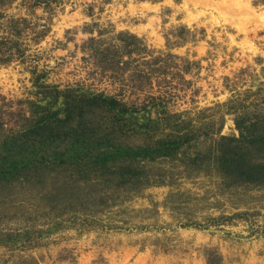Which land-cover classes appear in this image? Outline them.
<instances>
[{
    "label": "rangeland",
    "instance_id": "1",
    "mask_svg": "<svg viewBox=\"0 0 264 264\" xmlns=\"http://www.w3.org/2000/svg\"><path fill=\"white\" fill-rule=\"evenodd\" d=\"M37 78L115 100L87 109L102 137L187 141L175 159L119 161L144 171L136 191L51 163L42 183L2 184L0 232L34 227L29 245L0 242V264H264V182L183 155L264 122V0H0V133L32 119ZM70 179L76 196L57 200Z\"/></svg>",
    "mask_w": 264,
    "mask_h": 264
},
{
    "label": "trees",
    "instance_id": "2",
    "mask_svg": "<svg viewBox=\"0 0 264 264\" xmlns=\"http://www.w3.org/2000/svg\"><path fill=\"white\" fill-rule=\"evenodd\" d=\"M39 78L35 81L36 95L41 97L30 103L32 119L18 131L0 133V186L42 183L43 173L49 171L47 165L51 163L53 169L70 168L79 176L78 179H85L84 173L98 171L101 175L109 176L108 181L119 179L125 191H136L146 182L144 171L133 170L128 166L122 168L117 164L119 161L141 162L147 157L150 158L153 153L160 154L161 151V155L172 158L173 152L179 153L180 145L187 141L175 140L153 150L141 151L139 148L124 146L114 141V138L106 136L107 134L102 137L89 121L87 109L91 111L105 107L108 111H114L117 105L115 100L83 94L71 96L68 91L59 90L56 86L49 87L38 83ZM259 118L258 116L257 119ZM73 121L75 125H71ZM111 122L115 123L112 120ZM239 129L241 126H238ZM252 130H256L255 134L239 130L238 138L232 137L227 141L231 145L223 143L225 138L220 137L212 146L204 147L205 152L202 154L199 152L192 158L186 156L185 152L182 154L188 158L189 164H204L208 167L209 164L206 163H212L219 169L224 180L259 185L264 182V122L257 124ZM61 171H57L58 175ZM64 185L66 187H63L62 195H56L59 197L57 200L76 196L75 191H71V179ZM87 195H91V192L84 196ZM81 209L74 213L81 212L86 215L88 208ZM30 219L27 217L23 222V234L0 232L2 246L17 244L19 239H22L21 243L29 245L30 235H33V232L30 233L31 226L34 227L29 224Z\"/></svg>",
    "mask_w": 264,
    "mask_h": 264
}]
</instances>
